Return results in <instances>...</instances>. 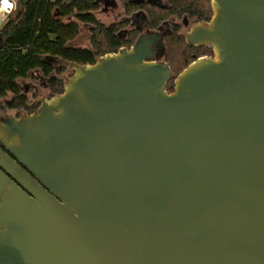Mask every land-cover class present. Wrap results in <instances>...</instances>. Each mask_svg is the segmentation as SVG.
I'll list each match as a JSON object with an SVG mask.
<instances>
[{
	"label": "water",
	"instance_id": "95a60500",
	"mask_svg": "<svg viewBox=\"0 0 264 264\" xmlns=\"http://www.w3.org/2000/svg\"><path fill=\"white\" fill-rule=\"evenodd\" d=\"M210 2L173 92L147 34L0 116V264H264V0Z\"/></svg>",
	"mask_w": 264,
	"mask_h": 264
},
{
	"label": "trees",
	"instance_id": "16d2710c",
	"mask_svg": "<svg viewBox=\"0 0 264 264\" xmlns=\"http://www.w3.org/2000/svg\"><path fill=\"white\" fill-rule=\"evenodd\" d=\"M117 1L127 14L147 17L153 29H161L171 20L167 31L161 29L165 34V60L172 70L169 92L174 91L175 78L184 68L197 57L212 54V48L189 45L182 26L173 22L175 16L185 15L196 21L209 20L210 0H172L167 6L141 0H18L16 11L0 29V100L13 95L6 107L30 109L20 80L32 72L41 71L45 76L54 71L61 73L69 69V63H93L99 55L118 50L124 42L116 35L117 29L104 28L96 14L104 4L116 6ZM81 24L93 26V49L71 44L79 35ZM61 64L62 68L57 69ZM52 81L53 91L62 92L64 78L52 76Z\"/></svg>",
	"mask_w": 264,
	"mask_h": 264
},
{
	"label": "flooded vegetation",
	"instance_id": "af4514ba",
	"mask_svg": "<svg viewBox=\"0 0 264 264\" xmlns=\"http://www.w3.org/2000/svg\"><path fill=\"white\" fill-rule=\"evenodd\" d=\"M141 1H149L153 4H157L160 6H167V4L171 3L172 0H141ZM106 12H112L113 17L111 18V20L108 23H106V22H103L99 19V22L101 24H103L104 28L108 29L110 27H115L117 29L116 35H118L120 37V39L124 42L122 45H120L117 48L118 50L121 48H130L135 44V42L137 41V39L139 37H141L142 35L150 34L151 35L150 40L152 41L151 53L153 54V57L155 59H159V58L165 59V53H166L165 43H164L165 34H162V30L167 31L170 28L171 20H170V22H166L165 24L162 25V27H161L162 30L161 29H157V30L153 29L150 27L149 23L147 22L148 21L147 17H145L144 15H140L139 13L131 14V15L127 14L125 12L124 7H122V4L119 3V1H117L116 6L110 5ZM212 14H213V12H212ZM200 21H205V20H197L196 21V20H194V17H190L189 15H185L182 18H178L176 16L173 18V22L182 26L183 33L185 32V30H188L192 24L200 22ZM84 25H86V24H84ZM88 26H90V30H92L93 26H91V25H88ZM184 35H185V33H184ZM191 46H195V45H191ZM195 47H197V46H195ZM197 48H199V47H197ZM89 49H93V45H91L89 47ZM118 50H116V51H118ZM212 54H213V50H212ZM212 54H205V55H201V56L212 55ZM195 56H196V54L194 53L193 57H195ZM201 56H199V57H201ZM61 68H62V64L57 66V69H61ZM35 72H39L41 74V77H39V78L37 77L38 79H36V82L42 86L41 87L42 90L44 89L46 93L42 92V94H40L39 90L35 91V94L33 95V98L31 99L32 101L30 102V109L29 110H27V109H16L17 111H15V112H7L6 111L7 109L4 110L0 107V116L12 114V115H15L16 117H20L23 113L31 114V113L35 112L40 107V105L42 104V99L44 96H46L47 98H51L54 95L61 93V92L58 93V92L53 91L54 88H53L52 76L53 77L62 76V78H64V80H65V78L70 77L73 74V70L70 68L65 69V71H61V73L54 71L49 76H45L43 74V72H41V71H34L31 74H33ZM22 89H23L24 93H26V92L29 93L30 87H28V86L23 87L22 86ZM6 106H7V102H6ZM0 146L2 147L1 144H0Z\"/></svg>",
	"mask_w": 264,
	"mask_h": 264
},
{
	"label": "rangeland",
	"instance_id": "374dc122",
	"mask_svg": "<svg viewBox=\"0 0 264 264\" xmlns=\"http://www.w3.org/2000/svg\"><path fill=\"white\" fill-rule=\"evenodd\" d=\"M97 17L98 19H100L103 22L108 23L111 18L113 17L112 12H105L102 9H99L97 12ZM92 36H93V31L90 30V26L88 25H84L81 24L80 26V33L79 35L71 41V44L77 47H82V48H89L92 45ZM39 77H41V74L39 72H35L33 74H31V76H29L28 78L22 79L20 80V83L23 87H30L29 93H25L26 96L29 98V101L31 102L33 95L35 94V91L39 90L40 94H42V92L46 93L45 90H42V86L40 84H38L36 82V79H38ZM13 98L12 94H9L6 98H3L0 100V107L2 109H7V112H15L17 111L16 109H12V108H7L6 107V102L7 100H11Z\"/></svg>",
	"mask_w": 264,
	"mask_h": 264
},
{
	"label": "built area",
	"instance_id": "2783aa9c",
	"mask_svg": "<svg viewBox=\"0 0 264 264\" xmlns=\"http://www.w3.org/2000/svg\"><path fill=\"white\" fill-rule=\"evenodd\" d=\"M18 0H0V29L7 22L9 17L16 11Z\"/></svg>",
	"mask_w": 264,
	"mask_h": 264
}]
</instances>
